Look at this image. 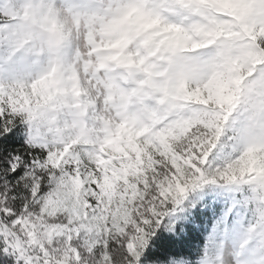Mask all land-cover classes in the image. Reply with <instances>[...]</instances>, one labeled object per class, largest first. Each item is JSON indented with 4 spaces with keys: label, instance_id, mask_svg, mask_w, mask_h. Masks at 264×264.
<instances>
[{
    "label": "snow or ice",
    "instance_id": "6c2138e0",
    "mask_svg": "<svg viewBox=\"0 0 264 264\" xmlns=\"http://www.w3.org/2000/svg\"><path fill=\"white\" fill-rule=\"evenodd\" d=\"M217 183L239 250L212 257ZM255 248L264 0H0V264H264Z\"/></svg>",
    "mask_w": 264,
    "mask_h": 264
},
{
    "label": "rangeland",
    "instance_id": "374dc122",
    "mask_svg": "<svg viewBox=\"0 0 264 264\" xmlns=\"http://www.w3.org/2000/svg\"><path fill=\"white\" fill-rule=\"evenodd\" d=\"M223 187L227 189V193L225 195H221L219 197L220 206L224 207L223 211L220 210V214L215 222L214 228L211 230V233L208 237V241L205 248V254L211 255L215 257L218 253L223 252L224 254H234L239 250V240L234 238L231 234V226L229 224L228 215L229 208L235 202V197L233 195H229V186L224 184ZM227 225V226H226ZM228 229L225 231V229ZM246 254L249 252H253L257 257H260L264 250L259 248L255 249H246Z\"/></svg>",
    "mask_w": 264,
    "mask_h": 264
},
{
    "label": "trees",
    "instance_id": "16d2710c",
    "mask_svg": "<svg viewBox=\"0 0 264 264\" xmlns=\"http://www.w3.org/2000/svg\"><path fill=\"white\" fill-rule=\"evenodd\" d=\"M223 183H217V184H213L211 185V188L214 190L213 192V200L211 202V214L205 218L204 224L202 225V234H201V238L199 243L201 245H203L204 248V252H205V248H206V244H207V240L208 237L211 233V230L214 228L215 226V222L217 221V216H216V212H217V205H214V202L219 203V197L221 195H225L227 193V189H225L223 187ZM209 188L208 185H205L203 188L199 189L198 191H206ZM234 196V195H233ZM235 197V196H234ZM204 207H208V205H205ZM264 255V253L262 254Z\"/></svg>",
    "mask_w": 264,
    "mask_h": 264
}]
</instances>
